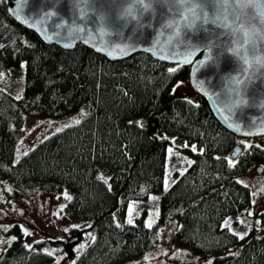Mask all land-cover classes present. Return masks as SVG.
Instances as JSON below:
<instances>
[{
  "label": "trees",
  "instance_id": "trees-1",
  "mask_svg": "<svg viewBox=\"0 0 264 264\" xmlns=\"http://www.w3.org/2000/svg\"><path fill=\"white\" fill-rule=\"evenodd\" d=\"M21 62L22 94L0 86V176L10 174L19 191H66L72 197L64 209L90 233L73 258L77 264H118L137 256L170 218L177 220L174 245L200 258L213 255V264H264V208L256 214L258 235L250 232L241 239L223 223L250 203L251 189L237 176L252 161L264 172V146L250 142L230 156L242 137L225 129L200 95L176 88L187 81V66L145 52L109 60L82 43L71 49L46 44L15 22L0 0V72ZM23 100L32 101L36 114L50 117L81 107L84 113L79 124L55 130L13 161ZM171 138L191 161L164 187ZM151 192L159 193L151 227L144 211L127 224L128 203ZM5 235L17 239L0 249V264L52 263L43 247L57 240L27 244L17 223L0 226V241ZM232 246L238 251L223 252Z\"/></svg>",
  "mask_w": 264,
  "mask_h": 264
},
{
  "label": "water",
  "instance_id": "water-1",
  "mask_svg": "<svg viewBox=\"0 0 264 264\" xmlns=\"http://www.w3.org/2000/svg\"><path fill=\"white\" fill-rule=\"evenodd\" d=\"M4 1L13 20L46 44L71 49L82 43L109 60L145 52L159 61L187 66L189 87L225 129L238 137L264 135V67L243 62L244 52L238 46L244 37L239 31L233 34L217 27L221 19L213 15L215 0L189 4L178 0ZM232 11L240 10L233 5ZM233 47L238 55L228 51ZM260 51L264 53V44ZM240 151L236 143L230 156Z\"/></svg>",
  "mask_w": 264,
  "mask_h": 264
},
{
  "label": "rangeland",
  "instance_id": "rangeland-1",
  "mask_svg": "<svg viewBox=\"0 0 264 264\" xmlns=\"http://www.w3.org/2000/svg\"><path fill=\"white\" fill-rule=\"evenodd\" d=\"M21 62L17 67H9L0 72V86L10 91L15 96L22 94L24 84ZM181 90L188 96H193L194 91L187 81L181 85ZM84 113V108L62 116L50 117L45 114H36L32 101L23 100L20 107L21 121L18 125V136L13 152V161L30 149L35 143L50 133L63 126L75 123ZM168 139L170 137L166 136ZM255 142L264 146V135L254 137H242L238 144L246 145ZM182 144L170 139L166 150L165 178L163 186L166 187L177 173L182 172L191 157L181 149ZM172 148L169 153L168 149ZM260 163L252 161L247 168L237 176V179L248 185L252 192L250 203L234 214L225 217L223 223L239 236L245 233L258 235L261 227L257 223V212L264 208V172L256 167ZM101 177L106 179L104 173ZM66 191L48 189L16 190L13 177L10 174L0 176V226L5 228L17 223L23 232L24 240L30 244L39 239H54L58 243H50L43 249L53 256L51 264H71L75 255L81 250L80 244H85L90 237L88 231L83 230V225L69 217L64 207L67 198ZM68 194V193H67ZM159 193L151 192L146 199L131 200L126 209L125 220L134 219L141 211L145 212V223H152L158 213ZM129 205L132 206L129 212ZM253 215L249 216L248 213ZM78 227H73V226ZM177 226V220L170 218L158 226L155 238L151 246L137 256L131 257L118 264H209L213 255L200 258L190 249L174 245L173 232ZM67 229V231H65ZM27 231L30 234L25 235ZM259 231V232H256ZM11 238L5 235L1 239L0 249ZM238 246H232L223 252H237Z\"/></svg>",
  "mask_w": 264,
  "mask_h": 264
},
{
  "label": "clouds",
  "instance_id": "clouds-1",
  "mask_svg": "<svg viewBox=\"0 0 264 264\" xmlns=\"http://www.w3.org/2000/svg\"><path fill=\"white\" fill-rule=\"evenodd\" d=\"M183 4V0H178ZM216 10L213 15L217 19H221V24L217 27L223 26L227 30H231L233 34L239 31L244 37V42L238 47L244 52L241 57L243 62L249 67L258 65L264 67V53L260 51V44H264V0H215ZM235 5L240 11L236 15L235 20H230L229 16L232 14L230 9ZM223 6V7H222ZM196 7H201L196 5ZM206 22L208 13H204ZM252 46L256 49L255 54H249L248 48ZM228 51L239 54L237 47L228 49ZM217 67L219 64L216 65ZM241 103H247L246 100H241Z\"/></svg>",
  "mask_w": 264,
  "mask_h": 264
},
{
  "label": "snow or ice",
  "instance_id": "snow-or-ice-1",
  "mask_svg": "<svg viewBox=\"0 0 264 264\" xmlns=\"http://www.w3.org/2000/svg\"><path fill=\"white\" fill-rule=\"evenodd\" d=\"M192 2H194V0H183V4H189V3H192ZM24 3L27 4V3H28V0H24ZM178 3H179V2H178ZM222 7H223V6H222ZM230 11L232 12V14L229 16V19H231V20H235L237 14L234 13V12L232 11V9H230ZM52 15H55V14L52 13ZM255 51H256V49H255L254 47L249 46V48H248V52H249V54H255ZM189 63H191V61H189ZM204 63H205L204 61H201V64H204ZM205 66H206V65H205ZM21 67H24V64H21ZM168 71L171 72V73H174V72L177 71V69H176V68H170V69H168ZM181 83H182V82H181ZM181 83H178V84L176 85V88H179V87L181 86ZM75 123H76V124H79V123H80V120H76ZM57 131L59 132V131H61V129H57ZM184 147H188V145H184ZM191 147H192V150H193V151H196V146H195V145H192ZM168 151H169V153H171V152H172V148L170 147V148L168 149ZM229 163H231V162H229ZM181 175H183V173H181ZM64 195H65V197H66L67 199H69V200L72 199V197H71V196H68L67 193H65ZM63 207H64V206L62 205L61 208L63 209ZM131 209H132V206L129 205V212H131ZM248 215L251 216V215H253V213H252V212H249ZM132 222H133L132 219H128V220H127V224H129V225H131ZM257 223H259V221H257ZM73 227H78V226H75V225H74ZM146 227H151V223H150V222L147 223V224H146ZM65 231H67V229H65ZM24 234H25V235H29L30 233L27 232V231H25ZM244 235L246 236L247 233H245ZM240 238L243 239L244 236H241ZM16 239H17V238H16L15 236H13V237L11 238V241H15ZM92 239H95V237H92ZM0 242H2V241H0ZM27 247H31V245H27ZM83 248H84V244H80V245H79V249H83ZM49 255H51V253H49ZM72 264H77L76 260H73V261H72ZM209 264H211V261H209Z\"/></svg>",
  "mask_w": 264,
  "mask_h": 264
}]
</instances>
